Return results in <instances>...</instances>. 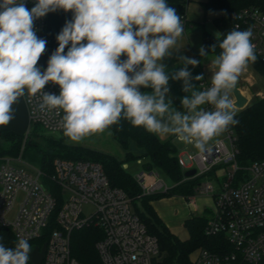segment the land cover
Returning <instances> with one entry per match:
<instances>
[{
  "label": "clouds",
  "instance_id": "9594fccd",
  "mask_svg": "<svg viewBox=\"0 0 264 264\" xmlns=\"http://www.w3.org/2000/svg\"><path fill=\"white\" fill-rule=\"evenodd\" d=\"M57 10L73 17L56 36L58 47L42 70L38 61L47 41L37 36L34 22ZM183 33L180 15L166 0H35L31 9L25 0H0V126L14 119L19 98L39 95L38 108L55 111L73 143L126 120L205 152L213 138L239 123L232 92L257 60L253 32L249 27L224 35L211 61V85L201 91L193 81L204 76L193 77L189 70L199 60L180 56L179 70L163 62L179 51ZM216 48L201 46L199 55L207 58ZM170 79L183 82L186 111L170 109ZM49 82L59 86L58 95L43 91ZM31 251L25 238L14 247L0 243V264H28Z\"/></svg>",
  "mask_w": 264,
  "mask_h": 264
},
{
  "label": "built area",
  "instance_id": "2783aa9c",
  "mask_svg": "<svg viewBox=\"0 0 264 264\" xmlns=\"http://www.w3.org/2000/svg\"><path fill=\"white\" fill-rule=\"evenodd\" d=\"M25 2L30 8L35 4V0ZM180 17L185 31L186 19ZM234 17L236 28L242 25L251 27L255 52L264 60V8L248 6L234 13ZM45 24L46 16L35 20L37 36ZM39 67L43 70L47 65ZM210 85L211 79L204 77L200 81L201 90ZM43 91L58 95L60 89L49 82ZM25 102L30 127L41 125L50 134L63 133L60 116L55 111L38 108L39 95H25ZM204 107L212 110L211 106ZM235 139V131L229 127L223 137L208 145L205 152L178 154L184 172L196 169L191 176L184 174V179L206 174L222 165L215 178L202 180L190 198L208 195L214 199L216 206L205 231L210 235L224 233L233 247L230 252H215L202 247L194 252L192 264L257 263L264 259V159L253 161L242 169L236 158ZM24 143L19 155L0 157V223L10 226L17 240L25 238L29 242L42 236L58 200L44 185L43 171L23 163ZM53 166L52 178L60 186L63 201L56 214L58 227L51 231L43 248L42 264H82L72 255L71 232L92 222L104 231V237L96 243L102 264H153L160 254L157 237L147 231L127 193L111 185L100 162L58 157ZM240 170L244 172L240 174ZM134 177L142 195L166 192L172 187L156 168H144ZM216 181L219 185L215 184ZM20 194L22 198L15 210ZM85 204L93 205L94 212L86 215ZM12 211L15 215L9 220L7 215Z\"/></svg>",
  "mask_w": 264,
  "mask_h": 264
},
{
  "label": "trees",
  "instance_id": "16d2710c",
  "mask_svg": "<svg viewBox=\"0 0 264 264\" xmlns=\"http://www.w3.org/2000/svg\"><path fill=\"white\" fill-rule=\"evenodd\" d=\"M248 6L264 8V0H205L203 8L205 12L218 11L213 21L218 29L214 34L203 27L202 43L206 50H210L213 44H217L215 52L209 54L218 55L220 49L218 44L224 35L233 30H246L248 26L242 25L239 28L234 26V13ZM256 54L255 63H250L252 68L264 79V60ZM125 59V57H121ZM239 123L230 126L236 134L235 145L237 147V162L242 169L251 162L264 159V96L255 98L245 108L236 110V117ZM38 126V125H34ZM33 127V125H31ZM30 127V128H31ZM109 130L126 151L124 157L113 153L105 152L93 147L79 143H73L63 133L45 134L41 133V139L35 137L38 131L29 132L24 143L25 133H18L10 129L0 128V157L17 156L21 152L24 143L22 156H29L37 160L38 167L43 171L42 180L44 185L56 196L57 206L49 220L48 225L43 229L40 238L29 241L30 245H38L42 253L46 240L54 228L58 227L56 214L62 205V192L60 186L53 180V161L55 158L84 159L100 162L107 174L112 186L122 188L131 198L132 206L140 220L145 224L147 231L155 235L159 242L160 254L154 259L153 264H192V256L200 248H208L215 252H230L233 247L224 233L210 235L205 231L208 218L212 212L206 208L202 214H193L188 217L184 225L189 232L186 239L176 235L160 217L152 200L170 195H180L190 198L195 195L198 184L208 178H215L216 172L222 165L215 166L210 172L184 179V170L178 160V148L171 140H163L159 136L147 132L143 127H134L128 121L121 120L120 124L111 126ZM30 131H32L30 129ZM35 150V154L30 150ZM148 158L144 167L146 169H160L175 181V185L166 192H157L149 195H142L141 188L134 175L125 168V163L130 159ZM244 170H240V174ZM104 237L102 227L96 222L86 224L71 232V252L82 264H102L96 243ZM18 242L12 228L0 223V243L6 247H14ZM28 264H35L31 259V252ZM242 264H264V259L257 263L243 262Z\"/></svg>",
  "mask_w": 264,
  "mask_h": 264
},
{
  "label": "crops",
  "instance_id": "0c3cea01",
  "mask_svg": "<svg viewBox=\"0 0 264 264\" xmlns=\"http://www.w3.org/2000/svg\"><path fill=\"white\" fill-rule=\"evenodd\" d=\"M204 1L205 0H166L167 4L174 7L180 16L185 17L187 23L183 36L177 44V47L180 48L179 51L174 52L171 57L166 58L163 62L169 70H179V68L183 67L182 62H179L180 56L197 59L200 61L198 66L195 68L189 66L192 76L195 77L198 74H202L204 77L211 79V71L213 70L211 61L214 56L209 54L207 58L201 57L199 55V49L203 46V27L208 29V26L215 25L213 19L219 13L218 11L205 12L203 8ZM28 8L31 9L30 7ZM72 17V12H64L63 10L50 12L46 15L45 27L38 35V37L47 41L46 51L38 61V66L47 65V61L51 54L58 47L56 36L62 30L66 21H71ZM66 52L67 48L65 49V53ZM182 83V81H173L171 79L169 81V97L172 102L170 106L171 110L186 111L181 105V99L186 95V93L182 91ZM193 83L196 86V90L201 91L200 81H193ZM141 91L150 93L151 89L142 88ZM190 94V92L187 93V95ZM233 95L234 94H232V98L234 97ZM233 100H235V97ZM13 109L14 119L9 124L0 126V128L10 129L18 133H26L30 128V121L25 96L18 99L13 105ZM159 137L163 140H171L178 148L179 155L186 153L185 150H187L190 145L179 142L176 137L172 135ZM220 137L223 136L215 137L211 142L214 143V141ZM151 203L167 226L181 239H186L189 236V232L184 225L188 217L193 214H202L206 208L211 210L214 208L213 205L211 207L207 205L203 207V205H198L196 203L195 198L189 199L180 195L161 197L152 200Z\"/></svg>",
  "mask_w": 264,
  "mask_h": 264
},
{
  "label": "rangeland",
  "instance_id": "374dc122",
  "mask_svg": "<svg viewBox=\"0 0 264 264\" xmlns=\"http://www.w3.org/2000/svg\"><path fill=\"white\" fill-rule=\"evenodd\" d=\"M212 33L218 34V29L216 28V25H210L207 27ZM239 87L245 96L248 98V104L251 103L255 98L257 97H263L264 96V79L261 77V75L257 74V72L252 68V66L249 64L247 70L241 74L238 83L236 85ZM233 94V93H232ZM234 96V95H233ZM234 98V97H233ZM236 110H239L236 108ZM32 131L28 130L29 132H34V130L38 131L35 137L38 139H41L42 135L41 133L49 134L47 130L43 128V126L38 125L30 128ZM27 131V132H28ZM27 132L25 133V136L27 135ZM28 132V133H29ZM109 130H105L104 133H98L91 135L89 137H86L84 140L79 142V144H83L85 146L93 147L105 152L113 153L117 156L124 157L126 155L125 149L122 147L120 142L114 138V136L109 135ZM59 135V134H58ZM224 136V133L221 135ZM211 142V141H210ZM209 144H212V142ZM179 147V146H178ZM180 148V147H179ZM30 152L35 154V150H30ZM185 152L188 153V155H193L194 153L198 152L196 148H194L192 145H189L187 150ZM23 163H27L33 166L38 167L37 160H32V158L29 156H25L22 158ZM148 161V158H135L130 159L125 163L126 170L131 173L132 175L137 174L139 171L143 170L145 167V163ZM160 173V176L171 186L175 185V181L170 178L164 171L157 169ZM216 185H219V183L216 181ZM22 198V195L20 194L17 198V203L15 206V210L17 208L18 203L20 202ZM196 203L198 205L209 206L212 205L215 207V201L212 197L208 195H199L195 197ZM210 204V205H209ZM84 213L86 215H89L90 213L94 212L95 208L91 204H85L84 207ZM15 212L12 211L7 215V218L9 220H12L14 218ZM31 259L35 264H40L41 261V250L39 249L38 245H34L33 249L31 251Z\"/></svg>",
  "mask_w": 264,
  "mask_h": 264
},
{
  "label": "water",
  "instance_id": "95a60500",
  "mask_svg": "<svg viewBox=\"0 0 264 264\" xmlns=\"http://www.w3.org/2000/svg\"><path fill=\"white\" fill-rule=\"evenodd\" d=\"M233 94L235 97L234 102L237 105V109H243L248 105V98L243 94V91L236 86V88L233 90ZM196 173V169H190L185 171L186 176H191Z\"/></svg>",
  "mask_w": 264,
  "mask_h": 264
}]
</instances>
